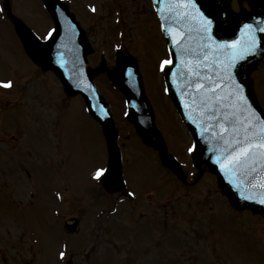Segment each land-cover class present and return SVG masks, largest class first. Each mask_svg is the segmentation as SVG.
<instances>
[{
    "label": "rangeland",
    "instance_id": "rangeland-1",
    "mask_svg": "<svg viewBox=\"0 0 264 264\" xmlns=\"http://www.w3.org/2000/svg\"><path fill=\"white\" fill-rule=\"evenodd\" d=\"M67 1L88 31L96 65L102 56L112 62L117 43L144 64L147 95L168 150L186 152L190 135L163 93L157 71L167 49L150 0ZM10 2L15 14L42 25L39 34L44 33L49 25L40 0ZM7 20L0 13V80L11 79L15 87L0 88V264H264L256 247L240 241L227 215L219 217L223 201L211 177L193 191L172 181L131 128L123 131L130 138L123 177L140 203L133 209L120 199L119 212L102 217L117 196L101 188L97 198L99 182L90 178L95 167L107 166L101 128L82 99L67 98L52 74L33 77L36 68ZM258 71L257 94L264 107V62ZM98 82L115 114L124 112L122 97L103 78ZM206 188L208 202L201 197ZM58 192L65 197L58 198ZM70 217L80 218L74 236L63 232ZM61 249L66 251L62 260Z\"/></svg>",
    "mask_w": 264,
    "mask_h": 264
},
{
    "label": "snow or ice",
    "instance_id": "snow-or-ice-1",
    "mask_svg": "<svg viewBox=\"0 0 264 264\" xmlns=\"http://www.w3.org/2000/svg\"><path fill=\"white\" fill-rule=\"evenodd\" d=\"M153 4L160 17V30L167 35L172 45L157 64V71L165 77L163 93L168 95L173 90L176 91L182 108L186 109L183 112L184 118L194 126L196 136L206 143H212L209 148L213 153L211 158L237 190L240 198L264 205V116L250 103L245 94V86L237 79L236 72L238 62L245 59L247 52H255L259 47L256 31L264 33V27L254 30L252 24H243L241 31L247 30L246 35L250 39L242 46L238 40L216 39L213 32L215 21L211 14L206 15L201 10L198 0H153ZM91 10L95 12V6H92ZM192 23L196 25L195 30L202 42L199 48L204 55L202 58L197 57L189 67L191 52L183 45L185 40L191 39ZM55 31V28L49 29L47 35L40 39H50ZM213 45L215 51L223 50L228 55L221 60L213 52L214 58L209 64V53ZM123 47V44H115V60L123 59L120 55ZM181 55L185 56V59L180 61V67L183 69L179 73L183 78L182 83L177 80L178 73L174 70ZM126 75L130 86L135 88L137 72L129 67ZM14 87L15 82L11 79L0 80V88L10 90ZM126 103H133L135 107L134 102ZM90 107L98 119L104 120L111 115L110 110L103 104ZM124 115L127 116L128 112ZM197 150L198 143L194 140L187 147V153L194 155ZM109 173L108 167L97 166L90 173V178L97 182L110 180L112 177ZM124 183L127 184V181ZM254 190H257L256 194H253ZM125 195L135 199L137 193L130 191ZM57 196L63 198L60 192ZM124 254L122 251L121 255ZM59 257L64 259L66 251H60Z\"/></svg>",
    "mask_w": 264,
    "mask_h": 264
},
{
    "label": "water",
    "instance_id": "water-1",
    "mask_svg": "<svg viewBox=\"0 0 264 264\" xmlns=\"http://www.w3.org/2000/svg\"><path fill=\"white\" fill-rule=\"evenodd\" d=\"M44 1L56 23V31L48 40V43L38 41L21 21L13 18L18 35H20L28 55L41 65L44 70L54 71L61 79L63 83L62 85H64L65 91L68 95L74 96L78 93L84 95L90 112L97 118L90 105L103 104L105 106V104L103 98H99L95 94L92 86V80L99 70H92L86 67V57L90 48L86 43L84 33L78 29L79 26L75 23L74 16L69 14L67 11L68 9L64 4H62L59 0ZM239 1L242 2L243 0ZM198 3L201 5V10L204 11L206 15L211 14L213 20L215 21L213 32L217 40H238L243 46L249 40H246L249 37L246 35L247 30L244 32L241 31V26L243 24H252L254 26V30L259 27H264V0H250L249 3L251 4L252 11L246 13L243 11L240 14H236L232 11L230 7V0H198ZM225 13H227V15H225ZM190 26L193 29L190 33L191 39L185 40L183 45L186 50L191 52L189 67L192 66L197 57L202 58L204 55V53L202 56L199 55V45L202 42L199 39V34L195 30L196 25L192 23ZM185 27H187V25ZM256 36L258 38L259 47L255 52H247L245 59L238 62L236 72L237 79H239L245 86V94L248 96L250 103L258 113L264 116V113L259 108L255 97H253L254 94L252 86H250L251 83L246 78V75L253 69L252 66H257L259 64V60L264 55V33L256 31ZM179 38V35H177V39ZM80 39L82 41L79 42ZM169 46H172L170 42ZM213 52H215V56L219 57L221 60L228 55V53L223 52V50L215 51V45H213L212 51L209 53V64L212 63L214 58L212 54ZM120 55L123 59L118 61L117 68L114 71L109 72V76L112 83L120 88L123 93L125 92L128 102H134L135 104L134 107L133 103H129L131 106L130 120L136 125L145 141L150 144H154V146L160 150L164 164L167 166L170 165V167L179 174L178 166L173 164L171 160L172 158L168 155L167 151H165L163 144L160 143L161 139L155 129L150 108L144 99L141 80L138 72L136 71V64L129 57H127V55L125 56L124 53H120ZM184 59L185 56L181 55L177 60V65L174 69L178 73L177 80L180 81V83L183 82V78L179 75V73L183 70L180 67V61ZM129 67H132L137 72V85L135 88L130 86L129 78L126 75V70ZM77 85L80 86L77 87ZM171 95L178 111L185 123L188 125L189 131L198 143V150L194 154L196 161L200 163L206 162L210 166L211 171L218 175L222 188L231 196L233 200L232 203H235L236 206H248L254 208L255 211H264V205H261L256 201L243 200L240 198L237 190L232 187L229 180L220 171L219 167L211 158L213 153L209 151V148L212 147V143H206L199 136L195 135L196 130L194 126H192L183 116V112L186 111V109L182 108L180 98L178 97L176 91L173 90ZM139 110L141 112H139ZM142 118H145V125H143L144 119ZM100 121H102L105 126L104 129L108 137V146L110 147L111 155L108 167L110 170L109 174L112 179L103 181V184L111 192L120 191L123 190L121 177L122 166L121 157L119 156L120 153L116 146V135L115 132L111 130V124L113 122L110 121L109 117L104 120L100 119ZM241 179L244 178L241 177ZM254 191L256 192V190Z\"/></svg>",
    "mask_w": 264,
    "mask_h": 264
}]
</instances>
